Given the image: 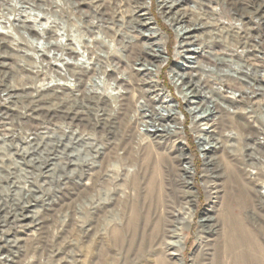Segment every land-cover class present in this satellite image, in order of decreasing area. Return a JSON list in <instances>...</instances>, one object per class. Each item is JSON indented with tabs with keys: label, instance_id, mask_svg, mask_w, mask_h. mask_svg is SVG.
Wrapping results in <instances>:
<instances>
[{
	"label": "rangeland",
	"instance_id": "374dc122",
	"mask_svg": "<svg viewBox=\"0 0 264 264\" xmlns=\"http://www.w3.org/2000/svg\"><path fill=\"white\" fill-rule=\"evenodd\" d=\"M211 6L0 0L1 264H264V210L238 152H220L207 167L189 135L191 176L173 137L141 134L140 105L153 113L159 87L175 92L177 34L219 19L221 0ZM59 39L78 44L90 64L77 70L88 91L79 101L48 88L56 78L45 54L59 50ZM160 41L165 62L142 53ZM144 58L161 63L158 85L137 70ZM94 74L100 85L88 87Z\"/></svg>",
	"mask_w": 264,
	"mask_h": 264
},
{
	"label": "built area",
	"instance_id": "2783aa9c",
	"mask_svg": "<svg viewBox=\"0 0 264 264\" xmlns=\"http://www.w3.org/2000/svg\"><path fill=\"white\" fill-rule=\"evenodd\" d=\"M194 1L209 9H212L211 3L215 2V0H202L206 3L202 4L199 0ZM240 1L221 0V9L213 11L214 15L219 16L214 23L208 22L207 16L203 19L205 22L194 24L191 31H181L177 34L179 38L175 53L177 61L174 62L171 71L175 69L191 72L192 77L196 79L194 81L200 83L205 94L198 101L205 105L210 104L212 111L204 118L191 113L190 108H195L199 104L185 99L172 83L175 92L170 91V94L174 96V98L171 97V103L181 108L177 110L176 117L182 124L181 129L176 130V135L171 137L178 148L189 157L192 175L195 174V169L188 142L189 135H192L193 145L201 160L204 161V165L207 159L217 161L220 152L227 150L238 152L247 175L257 185L258 198L264 210V1L248 0V4L242 8ZM228 3H237L238 9L230 11ZM260 5H263L262 8ZM1 29H3L2 21ZM184 37H191V41L194 40L192 48L195 50L183 51L180 45ZM43 41L44 39L40 42L43 43ZM59 42H61L59 50H50V53L45 54L49 57L47 73L56 78V80L51 79L48 88L58 90L64 96L69 95L79 101L87 96L85 93L88 91L81 86L82 76L77 70L82 67L88 71L90 64L81 58L82 51L78 44L71 46L64 39H59ZM2 45L3 42L0 39V48ZM178 52L182 54L179 55ZM186 55L195 57L191 68L184 65ZM217 56L224 60L221 64H217L218 62L214 60ZM201 62L206 68V74L202 79L201 76H197V69L193 68L201 66ZM51 63L56 64L58 68L51 69ZM71 66L75 69H71ZM214 71L218 74H213ZM87 83L88 87L100 85L96 74L92 75ZM161 84L163 86L164 83ZM2 97L3 91H0V146L3 141L2 126L5 118V110L1 106ZM140 113L142 121H149L148 118H144L141 110ZM72 121L63 120V124H72ZM142 126L141 134L145 135L150 130L149 124L142 123ZM205 146L207 148L203 150ZM45 172L47 173V170ZM1 194L2 177L0 175ZM1 255L0 244V264L3 259Z\"/></svg>",
	"mask_w": 264,
	"mask_h": 264
},
{
	"label": "bare ground",
	"instance_id": "6f19581e",
	"mask_svg": "<svg viewBox=\"0 0 264 264\" xmlns=\"http://www.w3.org/2000/svg\"><path fill=\"white\" fill-rule=\"evenodd\" d=\"M150 31H151L152 34H154V36H155V34L159 36V34L157 33L156 28H152ZM4 33L5 32L3 31V29H1L0 30V37ZM203 43L204 42H202V44ZM193 44H194V40L191 41V37H184V39H182V41H181L180 47L183 49L184 52H192L193 50H195V48H192ZM181 48H180V50H181ZM148 50L143 49L142 50L143 51L142 53L147 54V56L150 55V58H152V59L155 58V57H157V58H159V61L160 62H165L166 58L164 56V50H163L162 41L156 43L153 51H151V48H150L149 51L151 53H148ZM133 53H135V54H133ZM133 53H131L130 56L131 55L132 56H136V55L140 54L141 52L139 53V52L133 51ZM178 54L181 55L182 53L181 52H178ZM185 57H186V62L184 63V65L186 67H188V68H191L192 67V64L191 63H194L192 60H194L195 57L192 56V55H186ZM143 60L146 63L142 64L141 67L139 69H137V70L138 71H146V73L151 76L152 83H157L156 85H158V82H157V79H156L157 78L156 77V73H155L154 70L156 69V67H160L161 66V63L160 64L159 63H154V64H150L149 65L148 63L151 60H148V58H144ZM190 60H191V62H190ZM214 60L218 62L217 64H221V62L224 61L222 59V57H220V56H217V58H215ZM138 61H140V60H138ZM150 66H153V67H150ZM193 68H196L197 69V71H198L197 76H201V79L206 74V68L204 67V65H203L202 62H201V66H196V67H193ZM171 73H172V83L177 87L179 93L185 99L187 98V99L191 100V103H198L199 104L195 108H190V112L193 113V114H197L199 118L207 117L211 113L212 108H211V105L210 104L205 105V103L202 104L200 101H198V99H200L203 95H205L204 94V91H202V89L200 87V83L194 81L196 79L194 77H192L191 72H183L181 70H175V69H173L171 71ZM212 73L213 74H218L215 71L212 72ZM137 76H138V72L133 71L132 72V75H131V78L129 77V79L132 80L133 77L137 78ZM116 81H117V83H119V80L118 79ZM126 90L132 96L133 93L131 91V88H128ZM159 90H160L159 96L161 95V97H162V101H161L162 103L159 104L158 107L157 106L154 107V110H152V111H154L153 112L154 113V116H150V114H153V113L148 112V110L150 108V103L149 102H148L149 104H144V103L141 104L140 105V107H141L140 109L144 113V116L149 119V121H145L144 122V124H149L148 127L150 129V130H148V133H146L145 135L153 136V137L154 136H158V137H161V139H167V138H169V137H171L173 135H176V130L177 129L178 130L181 129V124L182 123L179 122L178 119H177V117H176L177 110L178 109L180 110L181 108H179L176 104H173V102L171 103V97H172L171 95L172 94L170 95L169 91L166 90V88L163 89L162 87H159ZM158 99H160V97H158ZM151 127H157V128L152 129ZM206 148H207L206 146L203 147V150H205ZM182 156H183V159L182 160L186 162V164L184 163L186 170L189 171V172H191V170H190L191 166H189V157L186 156V154L183 151H182ZM214 162H216V160L213 161L212 159H207L205 165H207V167H210ZM190 174L192 176V172ZM188 181H189V179H188ZM188 184H190V183L188 182ZM0 197H1V195H0ZM1 205L2 204H0V209L2 210ZM3 208H4V206H3ZM1 213H2V211H1ZM206 220L207 221H210V220H213V218H211L210 216H208ZM175 228L177 229V227H175ZM178 232H179V230H178ZM171 233H173V232H171ZM179 234H177L176 236H179ZM176 236H174V237H176ZM180 238H181V236H180ZM175 239L176 238H174V241L175 242H173V243H176V240ZM180 240H182V239H180ZM179 243H181V242H179Z\"/></svg>",
	"mask_w": 264,
	"mask_h": 264
}]
</instances>
